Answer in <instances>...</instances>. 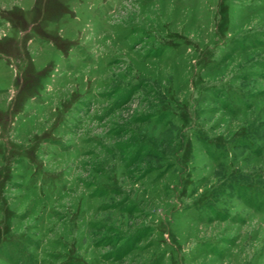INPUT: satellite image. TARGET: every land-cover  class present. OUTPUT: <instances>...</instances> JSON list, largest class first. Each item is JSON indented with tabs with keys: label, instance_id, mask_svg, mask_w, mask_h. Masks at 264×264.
<instances>
[{
	"label": "rangeland",
	"instance_id": "obj_1",
	"mask_svg": "<svg viewBox=\"0 0 264 264\" xmlns=\"http://www.w3.org/2000/svg\"><path fill=\"white\" fill-rule=\"evenodd\" d=\"M0 264H264V0H0Z\"/></svg>",
	"mask_w": 264,
	"mask_h": 264
},
{
	"label": "bare ground",
	"instance_id": "obj_2",
	"mask_svg": "<svg viewBox=\"0 0 264 264\" xmlns=\"http://www.w3.org/2000/svg\"><path fill=\"white\" fill-rule=\"evenodd\" d=\"M159 4H161V3H159ZM169 5V4H168ZM157 6V5H156ZM162 6V5H161ZM208 6V5H207ZM210 8V7H209ZM215 8V7H214ZM154 10V9H153ZM205 10H206V8H205ZM208 10V9H207ZM209 13V12H208ZM211 14V13H210ZM206 16V15H205ZM215 18V17H214ZM166 20V19H165ZM212 21V20H211ZM159 24V23H158ZM213 27V26H212ZM158 33V32H157ZM165 36V35H164ZM212 37V36H211ZM147 76V75H146ZM194 229V228H193ZM195 231V230H194ZM199 233V232H198ZM198 236V235H197ZM246 236V235H245ZM194 238H197V237H194ZM199 238V237H198ZM257 238V237H256ZM250 242V241H249ZM244 243V242H243ZM242 243V244H243ZM255 243V242H254ZM249 253V252H248ZM238 258V257H237ZM239 259V258H238ZM213 261H214V259H212ZM251 261V260H250Z\"/></svg>",
	"mask_w": 264,
	"mask_h": 264
}]
</instances>
